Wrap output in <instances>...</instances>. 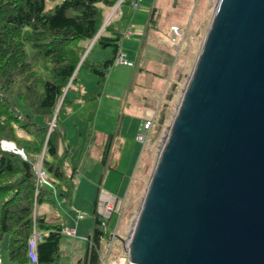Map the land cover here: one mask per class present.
Segmentation results:
<instances>
[{
    "label": "water",
    "instance_id": "1",
    "mask_svg": "<svg viewBox=\"0 0 264 264\" xmlns=\"http://www.w3.org/2000/svg\"><path fill=\"white\" fill-rule=\"evenodd\" d=\"M122 243L135 264H264V0L217 1Z\"/></svg>",
    "mask_w": 264,
    "mask_h": 264
},
{
    "label": "trees",
    "instance_id": "2",
    "mask_svg": "<svg viewBox=\"0 0 264 264\" xmlns=\"http://www.w3.org/2000/svg\"><path fill=\"white\" fill-rule=\"evenodd\" d=\"M46 1L0 0V244L8 234V257L14 264H59L64 226L57 217L39 213L38 206L54 203L55 196L67 204L72 202L87 143L81 146L67 141L68 110L75 99L97 102L122 42L121 29L113 23L115 15L106 23L108 10L120 0H62L50 9H46ZM133 1L122 0L120 6L132 8ZM156 11L154 7L152 14ZM93 40L102 48H111L112 57L97 63L87 56L83 59L86 45ZM84 68L97 78L94 92H82L78 86V73ZM74 91L73 99L70 92ZM94 114L95 109L90 118ZM163 116V112L157 114L153 133ZM3 142L14 143L26 159L3 148ZM112 142L109 134L104 163ZM39 160L49 185H37ZM93 214L83 264H99L101 241L111 235L109 220H102L95 208ZM34 228L42 235L36 261L28 255Z\"/></svg>",
    "mask_w": 264,
    "mask_h": 264
},
{
    "label": "rangeland",
    "instance_id": "3",
    "mask_svg": "<svg viewBox=\"0 0 264 264\" xmlns=\"http://www.w3.org/2000/svg\"><path fill=\"white\" fill-rule=\"evenodd\" d=\"M61 1L47 0L46 9L52 8ZM217 1L143 0L136 10L124 5L126 14L132 10V20L135 19L136 14H143L137 23L135 19L131 25H128L133 35L123 37L120 47L121 54L133 65L118 63L109 71L92 119L89 113L94 101L90 100L75 102L80 109L71 119L66 120L69 135L96 136L90 153L85 154L82 159L88 161L91 176L100 175L103 168V154L99 156V153L103 145L105 146L109 134L113 135L110 163L113 161L112 165L115 167L120 159L119 167L121 166L125 171H123L124 179L118 176L115 181L114 172L109 171L105 186L122 199L119 212L112 216L107 225V230L111 234L116 231V238L111 244L110 259L125 254L122 242L140 210L164 136L176 113ZM154 7L157 11L152 14ZM172 25H178L186 31L180 51L176 48L177 44L172 41ZM86 46L88 61H104L111 58V48H102L98 44L89 43ZM78 79L90 92L98 88L96 76L85 68L78 73ZM172 85L175 87L172 88ZM79 86L82 88L80 84ZM76 88L80 89L78 86ZM70 96L74 99L76 92H70ZM156 109L158 114L163 112V121L158 123L154 133L152 130L149 142L143 147V143L137 139L139 125L141 126L148 118L146 116L148 110ZM126 164V167L131 168L130 170L123 167ZM81 165L76 180L88 176L84 174L85 170ZM54 198V203L40 204L38 212L47 211L58 215L65 229L73 227V218L77 213L83 215V218L78 220L75 239L63 232L59 264H83L81 259L84 255L86 239L92 233L95 222L93 214L95 197L90 198L80 191L76 194L75 191L71 204H67L60 197ZM8 242L7 234L0 244L1 264H14L8 257ZM110 243L109 238L101 241L100 253L103 258L107 256Z\"/></svg>",
    "mask_w": 264,
    "mask_h": 264
},
{
    "label": "built area",
    "instance_id": "4",
    "mask_svg": "<svg viewBox=\"0 0 264 264\" xmlns=\"http://www.w3.org/2000/svg\"><path fill=\"white\" fill-rule=\"evenodd\" d=\"M143 0H135L132 3V8L134 10L138 9L140 7V3ZM122 3V0H120L117 5L114 7L112 14L110 15V18L106 21V23L112 18V15L116 13L118 7ZM172 31V41L177 44L176 48L178 51L181 49V44H183L186 31L180 28L178 25H172L171 26ZM132 35V31L130 29H127L123 36L128 37ZM116 63H123L128 65H133L130 61L126 59V57L119 53V55L116 58ZM158 114V109L155 111H150L147 115V119L144 121V123L139 128V133L137 134V139L143 143V147L149 142L152 128L154 125V122L156 120V116ZM3 148L12 150L8 147L6 142H3ZM21 156L26 159V156L24 153L21 154ZM36 175H37V185L39 184H48L46 180V174L42 169V163L41 160H39L36 164ZM49 185V184H48ZM54 190V189H53ZM122 206V199H120L118 196L114 195L113 193H110L106 191L103 188L99 189L97 200H96V214L104 221L110 220L112 216L119 212L120 208ZM83 218L82 213H77L76 219L80 220ZM76 220V221H77ZM65 233L69 236H75V228L66 229ZM116 238V231H114L109 239H110V246L108 248L107 256L103 258L102 254L100 253V247H99V264H135L133 263L128 254L125 252L124 255L119 256L116 259H110L111 255V244ZM42 239V235L40 232H38L35 228L33 230L32 235L30 236L28 240V255L33 260L36 261V248L38 242ZM1 264V262H0Z\"/></svg>",
    "mask_w": 264,
    "mask_h": 264
},
{
    "label": "crops",
    "instance_id": "5",
    "mask_svg": "<svg viewBox=\"0 0 264 264\" xmlns=\"http://www.w3.org/2000/svg\"><path fill=\"white\" fill-rule=\"evenodd\" d=\"M112 12H113V10L111 11V9H109L108 10V14H109V16H108V18H107V20L110 18V15L112 14ZM115 15V17L114 18H112L113 19V23L117 26V27H119L120 29H121V32H122V40H123V34H124V32L127 30V29H130L131 30V28H129L128 27V25H131L133 22H134V20L136 21L135 23H137V21H139V19H141V17L143 16V14L142 13H140V15H135V19H133L132 20V18H133V15L131 14V16H129L128 14H126V10L124 9V5L123 6H119L118 7V9H117V11H116V13L115 14H113L112 15V17ZM106 20V21H107ZM123 21H124V23H123ZM128 27V28H127ZM132 31V30H131ZM107 34V33H106ZM132 35H133V32H132ZM131 35V36H132ZM90 45L92 44H94V42H91V43H89ZM95 44H97V43H95ZM121 47V46H120ZM112 50V49H111ZM112 52V51H111ZM119 52L120 53H122L121 52V48L119 49ZM112 54V53H111ZM86 56H87V58H88V53H87V51H86ZM111 57H112V55H111ZM110 59V58H109ZM127 59V58H126ZM108 60V59H107ZM103 61V60H102ZM105 61V60H104ZM90 62H93V63H97V62H101V60H99V61H96V62H94V61H90ZM118 63H116V61L114 62V65L113 66H116ZM113 66H112V68H113ZM111 68V69H112ZM110 69V70H111ZM79 80V79H78ZM79 84L81 85V91L82 92H90V91H88V90H86V88L85 87H83V85L80 83V81H79ZM79 84H78V86H79ZM84 90V91H83ZM97 90V89H96ZM95 90V91H96ZM94 92V91H93ZM75 102H86V101H82V100H80V99H75V101L74 102H72V104H71V106H70V108H69V116L66 118V120L69 118V119H71V117L72 116H74V115H76V112L77 111H79V109H80V107L78 106V105H76L75 104ZM98 102V101H97ZM97 102H95L94 101V106H93V108L91 109V111H90V113H89V117H90V114H91V112L95 109V111H96V107H97ZM75 104V105H74ZM78 104H80V103H78ZM150 112V110H148L147 112H146V116L148 115V113ZM93 117H94V115H93ZM93 117H91V119L93 118ZM65 124H66V121H65ZM141 126L139 125V128H140ZM66 130H67V126H66ZM88 133H89V130H88ZM90 134V133H89ZM96 136L95 135H82V134H80V135H69V133H68V130H67V141L70 143V144H72V145H81V146H84L85 145V143H87V145H86V151L84 152V155H83V157L85 156V154L86 155H88L89 153H90V151H91V146L94 144V142H95V138ZM89 143V144H88ZM113 143V142H112ZM103 150H104V145H103V149H102V151L100 150V153H99V156L100 155H102L103 153ZM109 155H110V152H109V154H108V158H107V161L104 163L103 162V158H102V164H103V168L101 169V171H100V175L98 176V177H93V176H91L90 175V172H91V170H89L88 168H89V164H88V161L86 160H82L83 159V157H82V159H81V163H80V165L82 166V169L83 170H85V172H84V174L86 175H88L86 178H84V177H81L80 179H78V180H75V191H76V194L78 193V191H80L82 194H84V195H86V196H88V197H95V200H94V208L96 207V200H97V196H98V192H99V189L100 188H103V189H105L106 191H108V192H110V190L108 189V188H106L105 186H106V182H107V180H108V178H109V171H113L114 172V176H113V179H114V181L118 178V176H121L122 177V179H124V177H125V171H124V169L123 168H121V166L119 167V165H120V162H121V160L119 159L118 161H117V164H116V166L114 167L113 165H112V163H113V161L110 163V159H109ZM127 166V164L125 165V166H123L124 168H126V169H128V170H130L131 168L130 167H126ZM80 168V167H79ZM81 170L79 169V172H80ZM124 171V172H123ZM83 172V171H82ZM77 177H78V175H77ZM77 177H76V179H77ZM112 179V180H113ZM114 185L115 186H117V184H115V182H114ZM75 191H74V195H75ZM110 193H112V192H110ZM58 197V196H57ZM74 197V196H73ZM61 198V197H60ZM61 199H63V198H61ZM73 199V198H72ZM71 204V203H70ZM39 213H41V214H46V215H48V216H55V217H57L61 222H62V220H61V218L58 216V215H55V214H52V213H47V211H45V212H39ZM77 219H76V217L75 218H73V222H74V225H73V227L71 226V227H69V228H67V229H70V228H75V236H70V237H72V238H76V230H77V225H78V220L76 221ZM66 229L64 228V231H65ZM63 231V232H64ZM129 232V231H128ZM69 236V235H68ZM86 248V247H85ZM7 251H8V246H7ZM84 253H85V251H84ZM82 260V259H81Z\"/></svg>",
    "mask_w": 264,
    "mask_h": 264
},
{
    "label": "clouds",
    "instance_id": "6",
    "mask_svg": "<svg viewBox=\"0 0 264 264\" xmlns=\"http://www.w3.org/2000/svg\"><path fill=\"white\" fill-rule=\"evenodd\" d=\"M92 42H94V40Z\"/></svg>",
    "mask_w": 264,
    "mask_h": 264
},
{
    "label": "bare ground",
    "instance_id": "7",
    "mask_svg": "<svg viewBox=\"0 0 264 264\" xmlns=\"http://www.w3.org/2000/svg\"><path fill=\"white\" fill-rule=\"evenodd\" d=\"M46 174V173H45Z\"/></svg>",
    "mask_w": 264,
    "mask_h": 264
}]
</instances>
